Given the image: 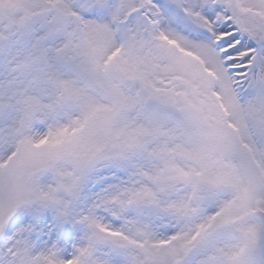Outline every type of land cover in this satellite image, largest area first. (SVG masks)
<instances>
[{
	"label": "snow or ice",
	"instance_id": "obj_1",
	"mask_svg": "<svg viewBox=\"0 0 264 264\" xmlns=\"http://www.w3.org/2000/svg\"><path fill=\"white\" fill-rule=\"evenodd\" d=\"M0 264H264V0H0Z\"/></svg>",
	"mask_w": 264,
	"mask_h": 264
}]
</instances>
